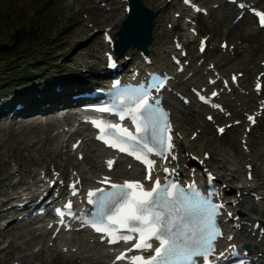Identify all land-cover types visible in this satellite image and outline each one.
I'll use <instances>...</instances> for the list:
<instances>
[{
    "label": "snow or ice",
    "instance_id": "6c2138e0",
    "mask_svg": "<svg viewBox=\"0 0 264 264\" xmlns=\"http://www.w3.org/2000/svg\"><path fill=\"white\" fill-rule=\"evenodd\" d=\"M188 2L185 0V3ZM239 6L245 7L244 4ZM196 10L200 11L199 8ZM255 14L261 26H264V12ZM177 47L180 45L177 44ZM201 51H204L203 42ZM109 59L111 61V57ZM110 66L114 67L115 63H110ZM168 79L167 75L155 77L123 94L117 106L97 109L118 116L121 122L130 120L134 131L121 123H104L101 120H92L91 123L99 129L97 139L145 165L147 175L144 180L151 183L146 185L141 180H134L121 184L105 176L99 183L107 187L87 192V203L93 208L90 218H86L84 223L102 234V242L106 239L109 244L115 245L136 239L135 244L116 256V261L128 260L130 264H197V258H202L203 264H211L210 257L215 254L216 241L223 235L217 223L223 205L213 203L214 192L202 194L195 181L185 187L167 177L162 183L158 176H154L156 161L150 156L166 160L174 147L169 114L161 107L159 95ZM257 87L259 90V85ZM153 90L156 96H153ZM249 120L255 122L252 116H249ZM219 131L223 133L224 130ZM172 158L175 159L174 156ZM114 163L109 159L107 167L111 170ZM162 171L168 173L169 169L163 168ZM212 179L209 174V184ZM70 187L72 194L76 195L75 184ZM65 207L68 215H74L71 201ZM57 213L61 217L66 215L60 209H57ZM84 215L87 217L88 214ZM232 247L235 248V245ZM134 250L141 253L150 251L151 254L147 257L143 254L128 257L127 253Z\"/></svg>",
    "mask_w": 264,
    "mask_h": 264
},
{
    "label": "bare ground",
    "instance_id": "6f19581e",
    "mask_svg": "<svg viewBox=\"0 0 264 264\" xmlns=\"http://www.w3.org/2000/svg\"><path fill=\"white\" fill-rule=\"evenodd\" d=\"M251 1V0H246ZM219 3H222L219 1ZM125 6L126 3L124 1H117L116 7ZM169 7H171V4H169ZM233 7H229L228 12H231ZM228 14L226 17H223V20L225 21L227 19ZM122 16H117L116 17V28L119 27L120 22H121ZM222 18V17H221ZM174 23L177 20H173ZM161 25V24H160ZM175 25V24H174ZM113 28V27H112ZM111 28V29H112ZM87 32L86 29H82L79 33L85 34ZM163 33H165V36H167L169 33L167 30H163ZM156 32L153 33L154 40L152 44L149 47L150 49H153L155 45V34ZM112 35V34H111ZM174 35H172L173 37ZM172 37L170 41H167L166 39H163L161 44H159L155 49L154 52L151 54L155 57H158L160 63L159 65H163V62H165L166 59V53L167 51L171 48V42H172ZM223 39H220L218 44L222 41ZM215 42V43H214ZM232 42H230L231 44ZM102 44H106L102 41ZM107 45V44H106ZM216 45V40L212 38L209 41V46L210 47H215ZM209 46L207 48H209ZM206 51L204 55H199L197 57H194L195 54V47L194 49L188 50V55L186 59L189 60V65L185 68L184 72L180 74H176L175 78L173 81H171L172 87L176 90V93H184V92H189V87L191 86H197L199 88L203 87L206 85V80L207 76H215L214 75V70H216L220 74H224L225 71H228L227 75H229L230 72L233 70L231 68L238 66L239 64L237 62H230L232 58L235 56V52H230L228 49L222 50L218 48L216 50V53L214 54H208ZM133 53H136L138 55V50L132 49ZM71 60L70 57H67L64 60V65L58 67L56 71H64L67 70V66L65 65L66 62ZM100 58H98V61ZM201 60V62H199ZM210 64L213 65V68H209ZM89 65V64H88ZM239 70H237L238 72ZM74 73H69L66 76L62 77H50L51 79L47 80V82L43 85V90L41 91L40 97L37 98L35 94L33 93L35 89H38V85H35L34 87H27V89H21L18 91H14L10 99H8V103H5L4 107H7L11 101L13 100H19L20 102L25 103L27 109L28 108H36L37 110H45L40 107V103L43 100H46L47 102H50V107L49 108H54L60 103L63 104H69L71 102V90L68 89L69 85L71 86L74 84V87H81L83 86L82 84H77L76 80L74 79ZM69 78H72L71 81H69ZM240 80V79H239ZM243 80H240V87L239 89L243 88L242 86ZM52 83H57L61 87V91L55 92L53 89H51V84ZM210 88V87H209ZM208 88V90H209ZM45 89V91H44ZM246 89V88H245ZM44 91V92H43ZM264 97L261 95L258 97V99ZM225 106L228 108V110L231 111L232 115H236L239 110H248L250 107V104L248 100L246 99V96L239 93L238 89H232L231 92L226 93L222 92L220 94V99ZM167 105L172 111L173 114V120L176 125L177 131L181 134V138L177 139V147L180 152V160L182 162L186 161V156L185 152L188 153H195L197 154V150L195 149V146H197V142L202 141L199 144V148L201 150V154L203 155L204 151L206 149H203L205 146V141L208 140L207 133L210 132L209 129V124L205 121L200 122L198 120V116L200 114H205L210 113L203 107L202 105H198L194 101H190L187 105L181 103L179 100H176V95L170 92L166 98ZM39 114V113H38ZM71 116H64L63 119L65 121H68V119ZM27 117H22L20 121L25 120ZM235 118H228L226 122L232 121ZM61 123V121H56V119L49 118L47 121L48 126L43 129V128H38L40 126L39 122L33 121L28 124H21L19 125V132L16 133L13 126V123L6 124L4 127H0V132H3L5 135L6 139H9L10 137H15L16 138V144L14 149L11 151V149L6 153L1 147H0V193L4 195V199L0 200V203H8L9 201L13 200L16 197H20L23 194H32L34 191H32L31 185L26 182V179L31 178L33 186H37L36 189L40 186V180L38 179V176L40 175V172L35 169L31 168V166L37 165V166H42L48 158L49 160L54 159L56 156H58L57 150H53L50 145L53 144L55 141V138L57 136L61 135H66L67 133L65 132H57L54 136L51 135V133L48 131L51 127L54 125H58ZM64 125V124H63ZM197 127L200 128L201 130L197 134V136L191 140L190 135L192 134V131L190 133H187V127ZM83 130L77 131L74 135L76 137H83V141L80 144V147L84 153V157L81 161L77 160L75 158L74 161H70L69 166L72 167V169H77L78 174L81 176L82 183L86 184L90 181H92L95 177V175L99 174L102 172V166L100 164L101 160L105 156L102 150H99L97 147H91V148H86L87 146V141H86V136H87V131L88 129L86 127H83ZM64 130V129H62ZM96 145V144H95ZM72 151L70 148L67 149V154L72 155ZM4 155L11 156L14 158L16 162L17 169L15 171L9 170V157L8 159L4 158ZM35 155L37 157H35ZM245 159H247L248 154H244L243 156ZM202 158V156L200 157ZM90 161L91 166L87 171L89 173V177L85 175L84 171L80 170L81 165L83 164L84 161ZM205 165L212 167L215 172L218 175V178L216 180V183L218 185L225 184L228 189L225 188L224 193L225 194H231V191L234 190L233 196L236 195V191L241 192V199L239 200V203L236 205V207L230 206L232 209H238L240 210L243 214L240 216L238 222L240 223V229L236 230L234 233V238L233 241H236L237 243H240L243 241V239H248V237H251V232L254 230L253 229V223L256 221L257 218H254L249 215V211L255 210L257 213H260V216L264 218V205L259 204V202H254L252 197L248 196H243L244 192L248 189L247 187L249 186V181H247L241 174L236 175L235 174V167L230 166L226 162V159H216L214 157L210 158L209 160H205ZM248 163L245 161L243 164ZM126 164H122L121 162H118L116 165V169L113 170V174H116L117 172H123L124 174H132L134 172H137V166L132 164L131 169H127ZM1 166L4 168H1ZM41 169H44L41 167ZM17 173V174H15ZM15 176L18 177V179L12 183L11 179ZM51 178V177H50ZM264 182V180H263ZM252 184V183H251ZM29 189L30 191L26 193V190ZM264 192V191H263ZM235 200L234 198L230 199L227 203V205H230V201ZM254 203V205H250V203ZM5 205V204H3ZM244 211H247V214L244 213ZM10 213L9 210L4 211L1 213L0 211V217H5L7 214ZM231 221L228 220L226 221V224H229ZM248 222H251L249 232L248 231ZM264 227V221L260 220L259 227L256 229V235L255 238L259 236V228ZM8 228V227H7ZM43 234H46L45 231H42ZM30 234V233H29ZM5 236L10 237V238H21L22 233L19 232V228H10L6 230L4 233ZM248 235V236H247ZM44 237V236H42ZM34 236H31V239L26 242L27 246H32L34 242ZM41 238V237H40ZM90 239H93V236L86 235V239L84 241H74L73 238L71 240L67 239L65 240V243L61 244V247L66 246L68 249L71 247H76L75 252H68L66 253L67 255L69 254L70 256L77 255L79 253H82L84 249H99L100 254L96 257L95 263L96 264L98 261L106 259L108 257L107 253V248L104 247L102 244L98 243L97 241L90 242ZM264 239V234L261 236V240ZM11 240L9 239L8 242L11 243ZM60 241L63 240V238L59 239ZM74 241V243H72ZM231 243V242H228ZM4 250L5 248H0V251ZM51 250V249H49ZM58 252H57V251ZM53 249L52 252H56L57 254H63L64 252L62 248L58 250L57 248ZM264 248L260 249H253L251 251L254 255H258V252L264 253ZM34 256H39L40 252H34ZM23 257V256H21ZM81 258L82 260H93V257H90L89 255H77L76 259ZM76 259H73L74 264H78L76 262Z\"/></svg>",
    "mask_w": 264,
    "mask_h": 264
},
{
    "label": "rangeland",
    "instance_id": "374dc122",
    "mask_svg": "<svg viewBox=\"0 0 264 264\" xmlns=\"http://www.w3.org/2000/svg\"><path fill=\"white\" fill-rule=\"evenodd\" d=\"M27 2L29 0H26ZM109 3H116L117 0H106ZM164 2V0H162ZM59 2V9L57 8V5L54 6V4L48 3V0H31L29 2V9L32 11L30 14V17H28V6L26 3L21 2V0H0V14L4 13H15L11 16H7L5 18L4 16L0 15V42H13V40L16 38L21 37L22 40L27 38L28 35L25 31L29 30L32 31L34 29L33 25L28 26L29 18H35L34 15H39L37 12L34 13V11L41 12V15H43L42 20L35 19L33 21L36 28H39L41 31L42 36L45 38H54L53 32L58 28L57 25H59V19L60 16V29L59 33L56 35L58 37V41L55 44H52L50 47L42 45L39 43V40H36L35 45L37 46H44L47 49H56L57 53L53 55L55 57V62L52 64L59 65L62 64V59L73 56L76 59L77 63H80L82 61H85L86 59L91 60V62L96 61V57L101 56L102 52L105 49L102 46H100L101 42V31L104 26L107 24H113L115 21L116 15L122 12V7L117 8L112 11H106L104 8L100 6H96L94 3V0H58ZM146 5L152 7L156 12L157 15L163 17V27L168 28V25H170V21L172 22V16L173 12L176 10V8L173 10H169V14L167 15L162 9L159 4V0H144ZM161 2V0H160ZM177 4H179L177 2ZM176 4V5H177ZM174 8V7H172ZM17 13H27L26 15L16 16ZM34 14V15H33ZM9 23L8 27H5L3 25L4 21ZM213 21L210 23L206 22V19L204 17H201L200 19V29L203 33H207L210 36L214 34L219 35V30L223 29V26H221V22L218 25L217 28L212 29L211 25L216 21V18L212 16L211 18ZM24 22V25H21V23ZM160 23V21H159ZM243 24L238 27L239 29H243L241 32L239 30L233 32L234 40L235 42L242 43L243 41H246V43L242 44L245 47H242L243 51L240 53L247 54L249 57V63L247 64V67L249 68V74L253 73V71L256 70L254 67L257 65V61L260 57L261 52L264 50V30H261L259 32H255L253 29H249L250 27V21L244 20L242 22ZM88 29V33L81 36V37H74L77 35V30L81 28ZM10 28L12 29H18V34L16 35L15 31L9 33L6 32ZM247 32H250L251 34L247 37H244V35L247 34ZM240 33V34H239ZM49 34V35H47ZM92 35V36H91ZM91 36V37H90ZM18 44L20 43V39L17 40ZM233 41V38H232ZM26 42V39L24 40ZM0 63L2 64V71H9L8 69L14 70L13 73L8 74L10 72H5V75H8L6 79L0 83V91L1 89L5 88H11L8 87V84L13 83L18 79L19 75H22L25 71L24 65L26 64L27 60L23 57H17L16 61H14L15 58H10L9 53H0ZM32 53H28L27 55H32ZM91 55V56H88ZM91 57V59H90ZM15 65H9L10 63H14ZM46 69V68H45ZM38 72V70H35ZM44 71V70H43ZM36 72V73H37ZM251 72V73H250ZM42 73V71H41ZM11 77H15L12 79ZM34 119V118H33ZM44 119V118H40ZM32 120H27L26 122H31ZM40 128V127H38ZM17 129V126L15 127ZM193 130V127L188 130L190 132ZM53 134V133H52ZM210 139L215 140V145L213 146L211 152H215L218 154V156L223 157V154H225L228 158H231L232 156L238 158L240 155V147L238 144V137L239 132L235 133L234 131H231L230 133L226 134L222 137H216L213 127H211V132L209 134ZM15 138L12 137L11 139H6L3 132H0V147L4 151H8L11 149L14 145ZM255 142L256 144L264 145V127L258 126L255 128V131L253 132L251 136V145ZM199 144V143H197ZM206 149L210 150L208 146H205ZM226 153H225V151ZM215 154V156H216ZM65 157H62L61 160H57V164H60L61 161H64ZM53 163H56L54 160H52ZM4 168V167H3ZM16 165L12 158H10V170H15ZM16 178H13L11 181L14 182ZM5 240H0V244L4 242ZM15 257V254L12 255ZM6 255H4V252H0V264H19V261L16 260H7ZM5 259V261H4Z\"/></svg>",
    "mask_w": 264,
    "mask_h": 264
},
{
    "label": "water",
    "instance_id": "95a60500",
    "mask_svg": "<svg viewBox=\"0 0 264 264\" xmlns=\"http://www.w3.org/2000/svg\"><path fill=\"white\" fill-rule=\"evenodd\" d=\"M127 23L129 24V20L127 21Z\"/></svg>",
    "mask_w": 264,
    "mask_h": 264
}]
</instances>
